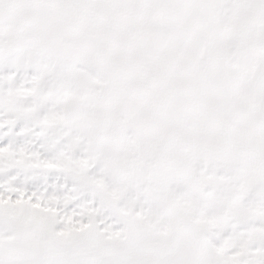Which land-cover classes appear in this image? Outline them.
<instances>
[{
	"label": "snow or ice",
	"instance_id": "6c2138e0",
	"mask_svg": "<svg viewBox=\"0 0 264 264\" xmlns=\"http://www.w3.org/2000/svg\"><path fill=\"white\" fill-rule=\"evenodd\" d=\"M0 264H264V0H0Z\"/></svg>",
	"mask_w": 264,
	"mask_h": 264
}]
</instances>
